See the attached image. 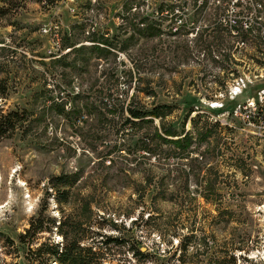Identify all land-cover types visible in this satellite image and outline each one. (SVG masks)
<instances>
[{"label": "rangeland", "instance_id": "obj_1", "mask_svg": "<svg viewBox=\"0 0 264 264\" xmlns=\"http://www.w3.org/2000/svg\"><path fill=\"white\" fill-rule=\"evenodd\" d=\"M0 93V264H264V0H0Z\"/></svg>", "mask_w": 264, "mask_h": 264}, {"label": "trees", "instance_id": "obj_2", "mask_svg": "<svg viewBox=\"0 0 264 264\" xmlns=\"http://www.w3.org/2000/svg\"><path fill=\"white\" fill-rule=\"evenodd\" d=\"M221 6L220 5H216L215 9H220ZM134 74L135 75V81L138 84L137 87L141 86L145 83L143 80V75L142 73H136L135 70L133 72H131V75ZM5 92V91H2ZM1 94L4 93H0V98H3V96H1ZM167 108V105H160L155 107V109L151 112L152 115V119L154 120L156 117H160L162 116L164 113L163 109ZM131 114L132 117L135 119H139V118H144L145 116V112L140 110V109H131ZM19 116V113L16 111H9L8 113H4L2 108H0V138L7 136L8 133L11 134L16 130V123H17V118ZM194 118H192L193 120ZM195 120V119H194ZM157 134L161 137H163V139L168 140L166 137L167 136H172L174 134V131L172 129H164V134L157 132ZM167 135V136H166ZM192 141V134L190 132H188L184 137L182 138H178L176 140H173L174 144L178 147H188L190 146ZM57 183L54 184L53 186H58L59 184H69L71 183V181L66 180L64 176H58L55 177ZM67 193V191H64ZM64 225V224H63ZM62 225V226H63ZM33 224H31L30 228L27 229L26 233L21 235L22 239H25L26 235L31 233L32 230H34V232H38V231H42L43 229V225H40L38 227H34L33 229ZM63 235H65L64 232H62ZM109 240H115V239H109ZM53 248H51L50 251V258L51 259H55V261H57L59 264H65L67 261H71L70 263H74L76 264L79 261H82L84 259V252L88 251V252H93V247H86V245H83V243H78V240L76 241H72L70 246H66L64 248H61L59 245H52ZM41 249V248H40Z\"/></svg>", "mask_w": 264, "mask_h": 264}]
</instances>
